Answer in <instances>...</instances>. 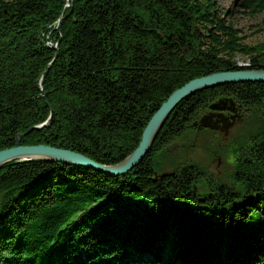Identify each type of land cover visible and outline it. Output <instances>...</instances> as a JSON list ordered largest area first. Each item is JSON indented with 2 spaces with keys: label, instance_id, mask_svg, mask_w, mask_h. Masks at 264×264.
I'll return each instance as SVG.
<instances>
[{
  "label": "trees",
  "instance_id": "trees-1",
  "mask_svg": "<svg viewBox=\"0 0 264 264\" xmlns=\"http://www.w3.org/2000/svg\"><path fill=\"white\" fill-rule=\"evenodd\" d=\"M69 2L0 0V150L52 114L21 144L115 164L177 88L215 72L264 69V45L245 43L214 2ZM237 2L264 11V0ZM238 55L250 67L237 65ZM227 96L264 109V82L183 99L123 175L43 159L3 165L0 264H264V111L230 151L227 176L212 178L198 160L170 152L191 129L199 136L205 129L194 121Z\"/></svg>",
  "mask_w": 264,
  "mask_h": 264
},
{
  "label": "rangeland",
  "instance_id": "rangeland-1",
  "mask_svg": "<svg viewBox=\"0 0 264 264\" xmlns=\"http://www.w3.org/2000/svg\"><path fill=\"white\" fill-rule=\"evenodd\" d=\"M201 1L205 3L214 2L221 17H223V19L227 23L233 24L234 27L238 29V35L243 37V41L245 43L250 44V45H264V11L258 14H253L251 12H248L247 10H244L243 7L238 4L237 0H201ZM70 4L71 3L68 0L67 5L70 6ZM56 22L55 24L58 27L60 22L59 21L57 23ZM46 45L49 47H53V48L56 47V49H58L59 42L52 39L50 35H47ZM235 61L237 65H240V66L250 67V64H251V60L245 57L244 55H238L235 58ZM176 106L174 107V109L176 108ZM174 109L169 113L167 119L169 118L171 113L174 111ZM254 109H255L254 107L248 108V106L244 107V105L242 106L235 105L232 111L233 113H235L237 110V113L229 116L226 113V111L228 112L230 110L229 108L228 109L226 108L225 110L217 111V110H213L209 106V109L207 110L208 112L204 114H209L211 112H218V113L221 112L223 116L227 117L228 123L230 124V125L228 124L229 127L225 130H221L218 128L204 127V126L200 128L198 125H196L198 129H201V130L205 129V130L202 131V133L199 136H197V133H196L197 129L196 130L191 129L190 131L187 132L188 137L185 140L175 141L178 143H183V142L184 143L182 145L178 144L170 150V152H172V156L176 157V159H179V160L180 159L181 160L182 159L198 160L199 162H201L203 166H205L206 174L212 178H216L219 175L227 176L229 172L233 169V159L234 158L232 157V154L230 151L234 149L237 143H239L238 142L239 140L240 141L244 140L246 136L248 135V133H250L253 130V128L258 125V122H260L259 118L264 113L263 112L264 109H262L261 107L258 108V110L256 109L254 110ZM202 116L198 120L194 121L193 125H195V123H198L200 119L202 118ZM51 118H52V114H51ZM51 118L47 125H50ZM164 123L162 124L161 128L163 127ZM47 125H44V126H47ZM23 134L26 135V133H23ZM192 140L194 141L192 142ZM184 145L185 147L186 146H190V147L186 149ZM211 147H214L215 156H211L210 154L209 150L212 149ZM12 161H17V160H12Z\"/></svg>",
  "mask_w": 264,
  "mask_h": 264
},
{
  "label": "water",
  "instance_id": "water-1",
  "mask_svg": "<svg viewBox=\"0 0 264 264\" xmlns=\"http://www.w3.org/2000/svg\"><path fill=\"white\" fill-rule=\"evenodd\" d=\"M60 21L61 18L59 19V22ZM54 48L56 49V47ZM247 81L264 82V69H239L234 71L215 72L188 81L187 83L173 91L167 98V100L164 101L162 105L156 110L143 130L142 139L139 143V146L134 149L126 158L118 163H100L84 155L83 153L72 151L70 149L55 147L52 145H23L21 144V137L24 134L19 133L17 135L16 145L0 150V167L12 160H44L45 158L46 160L49 159L68 164H77L82 167L92 168L97 171L108 173L114 176L123 175L136 167L144 159V157L150 151L162 124L165 122L169 113L174 109L179 101H182L183 99L187 98L197 91L209 87H215L227 83ZM229 103L231 104L232 108H234V100L228 97L221 98L213 102L212 104H210V108L217 111L225 110L226 108L228 109L230 107ZM219 113L221 114V112ZM219 113L211 112L209 114H204L200 121L198 123H195V125H198L200 128L204 126L220 129L221 122L218 123V125L214 124V126H208V118ZM50 118L51 116L45 123L38 126H33L25 133L27 134L33 129H39L44 125H47L50 121ZM213 119H215V117Z\"/></svg>",
  "mask_w": 264,
  "mask_h": 264
},
{
  "label": "bare ground",
  "instance_id": "bare-ground-1",
  "mask_svg": "<svg viewBox=\"0 0 264 264\" xmlns=\"http://www.w3.org/2000/svg\"><path fill=\"white\" fill-rule=\"evenodd\" d=\"M228 107V106H227ZM229 109H233L232 108V106H231V104H230V107H229ZM215 117V119H213ZM203 122V121H202ZM201 122V123H202ZM219 122H221L222 124H221V126H220V129H222V130H225V129H227L228 127H229V123H228V120H227V118L225 117V116H223L222 114H215L214 116H211V117H209L208 118V126H214V124L215 125H218V123ZM229 124V125H228ZM44 160H46L45 158H44ZM48 161H54V160H49V159H47ZM46 160V161H47ZM58 162V161H57ZM61 163H63V162H61ZM64 164H67V165H73V166H78V167H82V166H80V165H77V164H68V163H64ZM85 168V167H84ZM108 174V173H107ZM111 175V174H110ZM114 176V175H113Z\"/></svg>",
  "mask_w": 264,
  "mask_h": 264
},
{
  "label": "flooded vegetation",
  "instance_id": "flooded-vegetation-1",
  "mask_svg": "<svg viewBox=\"0 0 264 264\" xmlns=\"http://www.w3.org/2000/svg\"><path fill=\"white\" fill-rule=\"evenodd\" d=\"M228 98H232V97H230V96H227ZM233 100H234V102H235V105H238V106H242V105H244V104H241L240 102H238V101H236L234 98H232ZM229 105H230V103H229ZM244 107H246L245 105H244ZM236 109H237V107H236ZM226 113L229 115V116H231V115H233V114H236L237 113V110H236V112L235 113H233V111L230 109L228 112L226 111ZM227 118V117H226ZM228 120V119H227Z\"/></svg>",
  "mask_w": 264,
  "mask_h": 264
}]
</instances>
